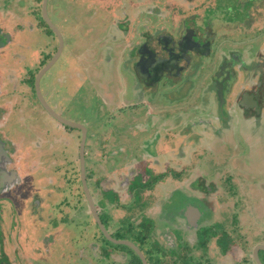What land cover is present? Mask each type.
<instances>
[{
	"label": "rangeland",
	"instance_id": "1",
	"mask_svg": "<svg viewBox=\"0 0 264 264\" xmlns=\"http://www.w3.org/2000/svg\"><path fill=\"white\" fill-rule=\"evenodd\" d=\"M122 1L121 8L128 12V18L132 13L133 16L138 14L134 11L140 8L135 9L132 4L136 1ZM166 1L156 0L157 3ZM40 2L0 1V13L17 14L16 25L22 29L20 36L23 44L19 50L16 47L21 59L13 55L11 59L16 64L23 61L30 67L26 73L31 77L39 63L29 57L48 58L55 54L59 45L58 36L47 25L42 9L39 10L42 6ZM111 2L105 0L98 5L92 0H49V14L60 29L65 45L58 60L41 80V93L49 106L57 108L63 117L87 128V181L107 229H113L110 232L115 238L120 236L134 241L145 254L148 264H194L192 259L202 264H256L253 250L260 241H264V89L258 98L259 112L263 113L260 117H254L251 123L240 120L220 134V130L215 131L216 127L212 124L220 122L224 125L228 120L223 111L227 112L235 102H227L228 88L235 86L238 96L240 75L234 62L243 60L248 68L245 65L241 69L247 73L245 69L249 71L252 62L246 59L248 57L244 53L252 58L253 53L261 49L264 0H193L189 11L181 10L183 7L177 4L174 14L184 19L191 18L201 35L208 28L209 20L214 22L213 26L219 34L212 54L192 56L183 73L182 83L172 85L176 81L162 79L154 89L137 88L134 84L137 79L131 68L124 65L110 67L104 63L109 56L117 60L120 50H124L122 46L112 47L114 44L107 37L115 32L121 37L116 28L123 25L120 21L113 23L114 12L110 7L109 11L105 10V5ZM260 9L263 11L258 16L257 10ZM170 17H173L172 14L160 20L155 15L141 19L145 22L147 18L149 24L171 29L173 21ZM142 22L133 25V28L145 29ZM247 44H251L249 48L245 47ZM233 54H239V57L236 55L233 59ZM225 55L231 61L229 77L222 69L217 70ZM223 61L222 66H226ZM259 74H262L260 81L264 84V63L254 70V77ZM213 76L223 83L227 104L222 109L219 87ZM32 81L27 80L26 87H18L24 89L22 93L32 104L29 103L30 107L25 110L32 118L25 119L26 128L20 129L18 114H13L8 131L16 141H24L26 146H31L32 151L35 145L38 146L39 149L37 147L38 150L33 153L35 157L52 162L48 164V169L34 170L32 166L37 165V161L32 159L27 162V172L21 171L30 181L27 187L20 185L16 189L20 187L30 195L32 206L22 203L17 210L14 209L15 216L24 213L26 219L31 209V212L37 213L32 215L33 219L29 217L28 220L13 223L17 227L16 240L21 242L19 236L23 234L28 238L26 234L34 231L35 239H31V245L45 254L42 257L44 264H128L135 251L106 238L92 215L88 214L90 208L80 177L82 130L69 126L55 130L57 121L45 110ZM150 110H155V113ZM245 111L248 107L243 109ZM201 117L204 118L203 123ZM163 127L171 129L167 133L163 132ZM172 127H175L174 132L170 131ZM46 130L55 131L48 136ZM199 130L201 133H198ZM40 136L49 138V142L41 141ZM160 141H167L165 147L160 146L165 149L161 154L183 160L190 158L189 166L195 165V170L212 180L201 181V191H197L200 188L198 183L193 181L191 185L186 177L176 181L162 177L153 182L155 177L152 176L165 167L159 162L141 163L146 156L142 153H155L159 147L156 144ZM144 159L147 160V157ZM178 167L181 171L186 168L183 165ZM55 169L59 171L57 175H54ZM41 181V192H36ZM173 184L179 191H174L171 197ZM187 187L192 192L181 191ZM203 189L208 190L205 192ZM196 191L198 194L193 193ZM185 198L200 203L202 210L206 209L199 221H187L186 214L183 221L181 213L185 200L182 199ZM60 199L65 202L58 203ZM43 204L48 206V210ZM57 204L60 205L57 214L53 209L49 211ZM13 208L10 204L7 209ZM58 221H61L58 225L51 223ZM52 227H62L56 238L61 236L51 249L43 250L46 239L54 237L56 232V229L50 230ZM204 229L218 233L209 237L205 250L199 245L203 241L202 235L209 234ZM216 240L227 246L226 253L219 242L215 244ZM259 255L264 263V250Z\"/></svg>",
	"mask_w": 264,
	"mask_h": 264
},
{
	"label": "flooded vegetation",
	"instance_id": "2",
	"mask_svg": "<svg viewBox=\"0 0 264 264\" xmlns=\"http://www.w3.org/2000/svg\"><path fill=\"white\" fill-rule=\"evenodd\" d=\"M41 1L42 2L40 3H42V6L40 5L39 10L41 11L42 9L43 18L45 19L47 25L52 29V27L48 24L43 14V0ZM92 1L95 4L99 5V2L101 3L105 0H92ZM121 1L117 2L116 0H112L110 5L107 3H106L107 6L105 5V10L109 11V7H110L112 11L114 12L112 16L113 23L120 21L122 22L121 24H123L121 25V28H116V30L121 32V37H119L120 35H117L116 32L109 34L107 37L108 39H110L112 44H114L112 47L122 46V49H124L125 51L127 50V51L124 55V50H120L119 56H117L118 61L115 60V58H112L109 56L110 58L107 57V59L104 60V63L112 64L115 67L124 65L127 68H131L137 79V81L134 83L137 88H139V86L140 87L142 86L147 89L148 88L154 89L155 87H157L160 81H163L164 79H167V78H170L171 81H176L172 83V85L180 84L183 81V75H184L183 73L190 65L192 61V56L194 54L201 55L202 53L203 55H206V54L213 53V44L216 42V39L218 37L217 35L219 34V30L217 31V29H215V27L213 26L214 22H212V20H209V22L207 23L208 28H206L204 33L201 35L200 31L197 29V27L195 26L191 18L187 19L186 17L184 19V18L179 17L180 15L176 16V14H174L175 13L174 10L177 4H180L183 7V8H180L181 10L185 9L189 11L192 8L193 0H178L181 3H178L177 0H167L166 3L164 2L165 6H163L164 5L163 2L157 3L156 0H134L136 2L132 4H134L135 9H137V7H139L140 9L137 12L134 11V14L135 13H138V14L133 16V13H132L130 18H128V14L126 15V13L128 12L126 10H123V8H121L123 5V1L122 2ZM168 1H170V3ZM263 9H260V11L257 10L258 16H260L259 14L262 13ZM2 14H5V15H3L2 18H0V28L2 31L1 36H2V39L5 41V45L0 47V68H1V65H3L4 67H7L8 69L5 70L7 73V76L3 78V75H2L3 81L2 82L0 81V218H1L0 219L1 220L0 222L1 224L0 225V241L3 239V237L8 236L6 239L8 242L12 244L14 236L16 235L15 233L17 231L16 230L17 227L13 223L19 220H28L29 217L32 218V215L37 213V212H31L32 211L31 209V211L28 212L30 214H28L26 219L24 217L25 215L24 213L22 214V216H19V215L15 216L14 209L17 210V208L22 206V203L24 204V206H26V204L30 207L32 206V200L30 198V195L25 194L23 189L22 190L20 188L16 189L17 186L21 185V181H20L22 180L20 179V176L22 175L21 171L27 172L26 165L29 160L36 159L37 165L32 166L34 170L43 169V166L46 165L47 162L45 161L46 160L45 158L44 160L40 158L41 159L40 160L38 157H35V155L33 154L35 150L39 149L38 146L35 145L33 148L35 150L32 151L31 146L28 147L26 145L24 146L17 145L16 140L13 138V135L7 129L9 122L11 121V117H12L11 114L9 113L11 111L9 109V107H11V104L16 103L17 97L20 101H22V103L27 102L28 98H26V96L24 95V93L21 92V90L18 91L19 89H17L19 85H17L18 83L16 82L15 68H17L19 65L13 62L11 59L12 55L17 58H20L18 50L20 46L23 44L21 41L22 38L20 36V31L22 29L17 28V25H16L18 22L16 18L18 16L14 12L4 11V13H0V16ZM47 14L51 22L60 31L57 24H55V22L51 19V16L48 10V4H47ZM124 14L126 15V17L122 18ZM171 14L173 16V17H170L171 18L170 20L173 21V26L171 29H168L165 26L159 27V25L149 24L148 23L149 19L147 20V18L145 22H142L143 20L141 19L146 16L155 15L157 17H160L159 18L160 20V19L168 18L169 16H171ZM255 14H256V11H255ZM7 15L11 17H8ZM143 15H146V16H143ZM193 15L195 16L197 15V13ZM253 17H254V14L252 18ZM253 20H255V23H256V19H253ZM139 22H142V24L146 28L140 29V30H136V28H133V25L138 24ZM152 23H155V22H152ZM152 27H156V29H152ZM260 27H262V25ZM4 34H7L8 36L6 37L4 36ZM115 37L116 38L119 37L118 39L120 40L116 39ZM58 41H59V38H58ZM262 43H261L262 46L260 45V48H261L260 51L257 52L256 54L253 53L252 59H254V61L252 62V66L249 67L248 69L249 71L245 69L247 73H245L241 69L242 67L246 65L243 62V60L242 62L240 61L234 62V65L235 64L237 65L238 70H236V72H238L239 75L241 73H244L247 75V77H244V78H248V76L250 77L248 84H243V83L240 84V81L238 82V84L240 85L238 86V88H240L239 89L240 93H238V96H236L237 98L234 103V107L236 108H243V107L246 108L254 104L257 105V101L255 100V98H259L260 93L263 91L262 83L260 81L262 78V74L261 75L259 74L257 77H254V70L258 66H261V64L264 63V39ZM64 45H63V48H64ZM250 45L251 44H247L245 47L248 48ZM16 47L18 48L17 51H16L17 49ZM58 48H59V45L56 47V50L54 52L55 54L58 52ZM232 52H234V50H232ZM55 54H51L48 58L39 57L35 59L34 57H31V58L29 57L30 60H35L36 63L38 62L40 64V65L39 64L36 65L38 67L36 71L34 72V74L32 75L33 78L31 77L30 74L27 75L26 73L29 71L30 67H27L25 63L22 61L20 63L21 65L20 76L24 80V83L28 84L27 80L32 79L33 86L35 87V79H36L37 74L39 73V72L37 73V71L39 69L41 70L44 66H46L52 60ZM236 55L233 54V59H234V56ZM225 57L227 58L226 60H225ZM237 57H239V54L237 55ZM221 60L222 61L224 60L223 64H225L226 66H222V61H221L220 62L221 64L218 66L217 70L222 69L223 72H226L225 76L229 77V75L227 74L229 72L228 69L230 68L229 64H231V61H229L226 55ZM16 65L18 66L16 67ZM23 65H24V68H23ZM245 67H247V65ZM253 68L254 70H252ZM217 70L215 72H217ZM46 73L44 75H46ZM0 77H1V74H0ZM213 79H215L219 87V83L221 82V79L220 78L218 79L215 76H213ZM186 81H189V80H186ZM20 82L22 81L20 80ZM5 84L8 85V88H6ZM145 85L149 87H146ZM40 87H41V82H40ZM235 89H236L235 86L228 88V94L233 93L232 91H234ZM217 90H219V88ZM3 91H7V92L3 93ZM224 95H225V92H224ZM225 104H227L226 101H224L222 105L224 106ZM12 108L14 109V105L12 106ZM54 110L57 113L62 115V113H60L57 108H54ZM8 114L10 115L7 119ZM18 124H19L20 129L26 128V125L25 124L23 125L21 121L19 122V120H18ZM29 148L31 151H29ZM58 173L59 171L55 169L54 175L55 174L57 175ZM51 175H52V171H51ZM44 179H47L46 175H44ZM13 181L15 182L13 183ZM24 187H27V185H25ZM18 198H19V201H18ZM25 199H28L29 202L26 201ZM10 204L13 205L14 207L13 209H7ZM11 212L14 214H12ZM101 213L102 212L99 210L100 217H101ZM88 214L92 215L91 210H90V213ZM112 230L113 229H111L110 231ZM110 234L113 236L111 232ZM26 236L28 238H26L25 236L23 237V240L26 245L28 241L31 243V239H35L34 231L32 232V234L28 232ZM119 237L120 236H117L116 238H119ZM119 239H126V238H119ZM15 243H16V240H15ZM17 244L20 245L21 242ZM17 244H13V245L16 246ZM11 252H9L7 248L5 249L4 246L2 247V249L0 247V264H24L22 260H19V262L17 261L19 258L16 255L15 251H13V253ZM192 260L191 261L194 264H202L201 261L194 260V259Z\"/></svg>",
	"mask_w": 264,
	"mask_h": 264
},
{
	"label": "crops",
	"instance_id": "3",
	"mask_svg": "<svg viewBox=\"0 0 264 264\" xmlns=\"http://www.w3.org/2000/svg\"><path fill=\"white\" fill-rule=\"evenodd\" d=\"M110 48V47H109ZM108 48V49H109ZM249 48V47H248ZM111 49V48H110ZM249 52V51H248ZM245 55H247V59L248 60H251V62H253L254 61V59H252L249 55H248V53H244ZM107 59V58H106ZM118 61V60H117ZM13 65V64H12ZM19 65V66H18ZM18 65H16V67L18 68H15V71H16V73H15V77H16V81H17V85H21L22 87H26V83H24V80L22 79V77L20 76V73H21V65L20 64H18ZM106 65H108V66H110V67H112V64H106ZM1 70H0V74H1V77H0V81L2 82L3 80H2V75H3V78H5V76H7V73H6V71L5 70H7L8 68L7 67H4L3 65H1V68H0ZM9 74V73H8ZM247 75L246 74H244V73H241L240 74V81L243 79L244 80V82H242L243 84H248V82H249V79H250V77L248 76V78H244V77H246ZM20 80L22 81V82H20ZM26 81V80H25ZM254 81V80H253ZM256 82V81H255ZM242 83H240V84H242ZM2 84V83H1ZM3 84H4V82H3ZM2 84V85H3ZM261 84V83H260ZM263 85L264 84H262V88L264 89V87H263ZM5 86H6V88H8V85L7 84H5ZM238 86H240L239 84H238ZM17 89H19L18 91H20L21 90V92H23L24 91V89H20V88H17ZM8 90V89H7ZM7 91H3V93H6ZM233 93H231V94H229L228 95V97H229V99H228V103H229V100H232V101H235L236 100V93H237V89H235L234 91H232ZM238 93H240V91L238 90ZM264 96V95H263ZM16 97H17V95H16ZM9 98V97H8ZM235 99V100H234ZM255 100L257 101V105L256 104H254V105H252V106H250V107H248V111L246 112H243V109H244V107L243 108H236V107H234V106H230L228 109L229 110H227V112L226 111H223L224 112V114H226V118L228 119L227 120V122L224 124V125H221V123L219 122V121H217V122H219L218 124H212L213 125V127L215 126L216 128H215V131H218V130H220L219 132H218V134H220V133H222L223 132V130H225V129H227V128H230L233 124H235V123H237V122H239L240 120H245V121H247L248 123H251L252 122V119L254 118V117H256V116H261L263 113H260L259 112V107H260V101H259V99L258 98H255ZM263 100H264V98H263ZM213 102V101H212ZM258 102H259V104H258ZM21 103V104H20ZM30 103V100L29 99H27V102H25V103H22V101H20L19 99H18V97H17V101H16V103H14V104H11V107H9V109L11 110H9L10 112V114H11V116L13 115V114H18V116H19V118H18V120H19V122L21 121V123L24 125V121H25V119L26 120H28V119H30V118H32L31 117V115H29V113L28 112H26L25 110H26V108L27 107H30V105H32L31 103H30V105H28ZM235 103V102H234ZM14 105V109L12 108V106ZM16 107V108H15ZM247 108V107H246ZM234 110V114H232V111ZM251 110H253V111H251ZM150 111H152V114H154L155 113V110H150ZM255 111V112H254ZM42 113H45L44 111H42ZM10 114H8L7 115V119H8V117H9V115ZM30 117V118H29ZM196 120V119H195ZM200 120L202 121L201 123H203L204 122V118L202 119V117L200 118ZM212 120V119H211ZM57 121V120H56ZM215 121V120H214ZM216 122V121H215ZM195 123V122H194ZM62 124L59 122V121H57V123H56V125H55V130H57V128L58 129H64V126L62 125ZM218 125V126H217ZM212 127V128H213ZM219 127V128H218ZM163 128H165V127H163ZM173 129L172 130H170L171 132H174V130H175V127H172ZM8 129V128H7ZM6 129V130H7ZM25 129V128H24ZM41 129H43L42 127H41ZM169 129H171V127H167V128H165V130L163 131V132H167L168 133V131H169ZM253 129V128H252ZM252 129H250V130H252ZM55 130H51V131H49V130H46V132H47V135L48 136H50L52 133H53V131H55ZM243 131H244V129H243ZM198 133H201V131L199 130V132ZM49 138H47V139H44V137H41L40 136V140L42 141V140H46V141H48L49 142V140H48ZM44 142V141H43ZM166 142L167 141H160V142H157V144H156V146H159L157 149H156V152L155 153H148L147 151H144L143 153H142V155L144 154V155H146L145 157H147V160H145L144 158L145 157H143V159H142V161H141V163H145V162H147V163H156V162H159V163H161V164H163V166L165 167L164 168V170H162L161 172H158V173H156V174H154V176H152V177H157V176H159V178L157 179L156 178V180H154L155 178H153V182L154 181H158V180H161V178L163 177V178H165L166 177V179H172L173 181H176V180H180V179H182V177L184 178V177H186L189 181H191V185L193 184V181H194V183H198L199 184V190L197 189V191H201L200 189H201V187H202V184H201V181H204L205 183L208 181V180H212V179H208L207 177H204V175H203V173H201V172H199V170H195L194 169V167H195V165H191V166H189L190 165V161H191V159L190 158H188V157H185V159L183 160V158H180V157H171V156H164V154H161V153H163L164 152V148L163 147H165V144H166ZM16 143H17V145H20V146H24L25 145V142L24 141H20V142H18V141H16ZM160 146H163V147H160ZM161 149H163L162 151H159V150H161ZM146 152L148 153V154H146ZM150 155V156H149ZM188 159V160H187ZM47 163H46V165H42L43 166V170H45L46 168H48L49 166H48V164H50V160L48 161V159H46L45 160ZM129 162V161H128ZM127 162V163H128ZM138 163H140V162H138ZM140 163V164H141ZM183 165L184 166V168H185V170H183V171H181V169L178 167V165ZM197 168V167H196ZM180 170V171H178V170ZM187 169V170H186ZM151 170H153V169H151ZM155 170V169H154ZM153 170V171H154ZM164 171V172H163ZM197 171H198V173H197ZM188 172V173H187ZM22 175H24V174H22ZM81 176V175H80ZM188 176V177H187ZM87 178H88V176H87ZM230 177L228 176L226 179H227V182H228V179H229ZM20 179H22V180H20L21 181V186H25V185H27V183L30 181L29 180V178L28 177H26V175H24V176H20ZM224 179V178H223ZM218 180V179H217ZM229 181H231V179L229 180ZM41 185H42V181L39 183V185L37 186V189H36V192H37V190L39 191V192H41ZM190 185V186H191ZM28 186V185H27ZM43 186V185H42ZM173 186V188H171L172 190L170 191L171 192V194H170V196L172 197L173 196V194H174V191H179V188L176 186V184H173L172 185ZM211 187H212V185H211ZM20 188V187H19ZM30 188H31V186H30ZM210 189V188H209ZM205 192H206V190H208V189H203ZM182 192H185V191H190V189L187 187V189H183V190H181ZM193 192V193H195V194H198V192ZM173 192V193H172ZM190 192H192V191H190ZM233 192V194L232 195H234V191H232ZM192 193V195H194ZM190 195H191V193H189ZM202 196V195H201ZM202 197H204V196H202ZM185 203H184V208L182 209V211H183V213H181V216H182V218H183V221L185 220V217L187 216L188 218H187V221H189L190 220V218H189V216H188V212H191L193 209V206H195V207H197L198 209H199V211H201L200 213H199V215H197L196 216V218H195V221H199V218H200V216L202 215V212L204 211L205 213H206V209H204L203 208V210H202V208L199 206V204L200 203H198V202H193V201H188V199L187 198H185V199H182ZM63 202H65V200L64 199H60V200H58V203H60V204H63ZM173 202V201H172ZM190 205V206H189ZM192 205V206H191ZM41 206V205H40ZM43 206H44V204H43ZM46 209H47V207L46 206H44ZM60 207V205L59 204H57L56 206H52V208H49V211L51 210V209H53V211L55 212V214H57V210H58V208ZM186 207H188L187 209H186ZM48 210V209H47ZM52 211V212H53ZM60 211H61V209H60ZM186 214V216H184ZM180 221H182V220H178V222H180ZM52 224H60L61 223V221H58V222H51ZM63 224V223H62ZM176 224V223H175ZM186 226V225H185ZM64 227V226H63ZM65 228V227H64ZM185 228V227H184ZM218 228V227H217ZM52 229H56V232L55 233H53V235H54V237H52V238H50V239H46V242H45V247L43 248V250H48V249H51V247L52 246H54L55 245V243H56V241H57V239L61 236H59L58 238H56V236L57 235H59L61 232H60V229H63L62 227H58V228H56V227H52L50 230L51 231H54V230H52ZM66 229H69L68 227H67V225H66ZM215 231V230H214ZM218 235V233L216 234V235H214V236H212V237H215V236H217ZM198 236V231H197V234H196V237ZM8 236H6V237H3V239L0 241V247H1V249H2V247L4 246V248L6 249L7 248V250L9 251V252H11V253H13V251H15L16 252V255L18 256V262H19V260H22L23 261V263L24 264H44L43 262H45L44 260H43V256H45V254L44 253H42V252H38L37 251V249H35L34 247H32V245H31V243L28 241L27 242V245L25 244V242H24V240H23V234H22V236H20V238H21V244L20 245H18L17 243H20V241H17L16 240V238H15V236H14V239H13V242H12V244L10 243V242H8L7 241V238ZM15 240H16V243H15ZM3 241V242H2ZM218 241L219 240H216V242H215V244H218ZM36 243V242H35ZM260 243H264V241H260L259 242V244ZM13 244H17L16 246H14ZM25 244V245H24ZM34 245V244H33ZM43 246V244L40 246V247H42ZM209 246V245H208ZM220 248H221V246H220ZM222 249V248H221ZM41 251V250H40ZM222 251V250H221ZM1 252H3V251H1ZM46 253V252H45ZM13 255V254H12ZM21 258V259H20Z\"/></svg>",
	"mask_w": 264,
	"mask_h": 264
},
{
	"label": "water",
	"instance_id": "4",
	"mask_svg": "<svg viewBox=\"0 0 264 264\" xmlns=\"http://www.w3.org/2000/svg\"><path fill=\"white\" fill-rule=\"evenodd\" d=\"M47 4H48V0H43V14H44L48 24L56 32V34L59 38V48H58V52L55 54V56L52 58V60L46 66H44L39 71V73L37 74L36 79H35L36 92L38 93L40 101L42 102L44 108L49 112V114H51L54 118H56L63 125L69 126V127L79 128L83 132L81 144H80V153H79L80 154L81 181H82L84 194H85L86 200L88 202V206L90 207L91 213H92L100 231L109 240H111L115 243L127 245L130 248H132L140 256V258L142 260V264H148V260L145 256V254L143 253L141 248L134 241H132L130 239H118V238L113 237L110 234L109 230L107 229V227L105 226L104 222L102 221V219L100 217L99 209L97 208L96 202H95L94 197H93L91 190L89 188V183L87 181V169H86V163H85V155H86L85 143H86V137H87V128L85 127V125L80 124L78 122L71 121L68 118H65L61 114L57 113L51 106H49V104L47 103V101L45 100V98L43 97V95L41 93V87H40L41 78L50 69V67L54 64V62L58 59L59 54L61 53V51L63 49V45H64V39H63L62 34L60 33V31L57 29V27L51 22V20L48 17ZM1 32L2 31L0 28V47L5 45V41L2 39V36H1L2 33ZM4 36L7 37L8 35L4 34ZM219 95H220V99L222 101L221 107H223L222 104L225 101V97H224L223 83H221V82L219 83ZM192 209L193 210L191 212H188V216L190 219L195 221V218L197 215H199L200 211L195 206H193ZM261 250H264V243L257 244L253 250V258H254V261L256 262V264H264L260 258V255H259Z\"/></svg>",
	"mask_w": 264,
	"mask_h": 264
},
{
	"label": "trees",
	"instance_id": "5",
	"mask_svg": "<svg viewBox=\"0 0 264 264\" xmlns=\"http://www.w3.org/2000/svg\"><path fill=\"white\" fill-rule=\"evenodd\" d=\"M87 176H88V174H87ZM156 179V178H155ZM82 182V181H81ZM101 215H102V213H101ZM101 218H102V216H101ZM102 220H103V218H102ZM104 221V220H103ZM208 229V228H207ZM205 230V229H204ZM206 231V230H205ZM210 232H208V230L206 231V233L208 232L209 234H204V236L202 235V240L203 241H201V242H199V245H200V247L201 248H203L204 250L206 249V243L210 240V238L209 237H212V236H214V235H216L217 234V232L216 231H211V230H209ZM219 243H220V246H221V248H222V250L226 253L227 252V246L225 247V244L224 243H221V241L219 240L218 241ZM127 246V245H126ZM224 248V249H223ZM134 252V251H133ZM156 262H158V260H156ZM128 264H142V260H141V258H140V256L136 253V252H134L131 256H130V258H129V260H128Z\"/></svg>",
	"mask_w": 264,
	"mask_h": 264
}]
</instances>
